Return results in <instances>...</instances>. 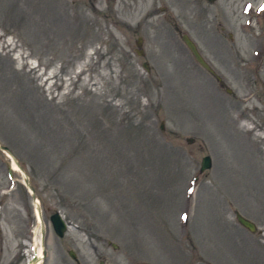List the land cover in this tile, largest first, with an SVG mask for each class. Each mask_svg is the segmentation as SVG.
<instances>
[{
	"label": "rangeland",
	"instance_id": "rangeland-1",
	"mask_svg": "<svg viewBox=\"0 0 264 264\" xmlns=\"http://www.w3.org/2000/svg\"><path fill=\"white\" fill-rule=\"evenodd\" d=\"M263 3L0 0V145L43 264H264ZM13 165L0 264H28Z\"/></svg>",
	"mask_w": 264,
	"mask_h": 264
},
{
	"label": "water",
	"instance_id": "water-1",
	"mask_svg": "<svg viewBox=\"0 0 264 264\" xmlns=\"http://www.w3.org/2000/svg\"><path fill=\"white\" fill-rule=\"evenodd\" d=\"M209 3H214L218 0H207ZM183 41L186 44V46L189 48V50L191 51V53L193 54V56L195 57L196 61L205 69L207 70L209 73L216 75L215 72L213 71V69L209 66V64L205 61V59L203 58V56L201 55V53L199 52L196 44L188 37V36H183ZM145 67L147 68V66L145 65ZM164 126L161 127L162 130H164L163 128ZM191 141V140H190ZM0 151L3 153H6L13 161V166H16L18 168V170L20 171V173H24L22 174L24 177V184L25 187L28 189L29 193L31 194L32 200L34 202V204H38L39 205V200L36 194V190L33 187V185L31 184V180L29 178V176L26 174V172L23 171L22 166L20 165L19 161L17 160V158L14 156V154L12 153V151L5 147V146H1L0 145ZM211 164H212V160L211 157L207 156L203 159V163H202V168H201V172H204L208 169L211 168ZM16 168L14 167H10L9 168V175L11 178H13V170H15ZM39 214L40 217L43 216L42 215V210H39ZM237 219L238 222L246 229H248L251 232H256L257 227L255 226L254 223L250 222L249 220H247L246 218H244L241 215H237ZM44 221V220H43ZM50 221L52 223L53 229L56 233V235L59 238H63L65 237V234L68 230V225L65 222V220L63 219V217L61 216V214L56 213L54 215L51 216ZM41 237H42V243L44 246V259L47 256V250L45 247V241H46V226L45 223L41 224ZM71 257L77 261L76 255L74 254V252H70ZM37 261V257L33 258L32 262ZM150 264V263H148Z\"/></svg>",
	"mask_w": 264,
	"mask_h": 264
},
{
	"label": "bare ground",
	"instance_id": "bare-ground-1",
	"mask_svg": "<svg viewBox=\"0 0 264 264\" xmlns=\"http://www.w3.org/2000/svg\"><path fill=\"white\" fill-rule=\"evenodd\" d=\"M15 165V164H14ZM16 169V171H19L18 168L16 166H14ZM20 172V171H19ZM21 174H24V173H21ZM33 206H34V216H35V219H36V223L38 225V228L40 229L41 228V224H44L45 222L43 221V216L40 217V214H39V210L41 209V204L39 203L38 204H34L33 203ZM39 229L37 231L34 232L35 234V242L33 244V255L29 256V261H28V264H43L44 263V246H43V243H42V237L39 233ZM37 257V261L35 262H32L33 258Z\"/></svg>",
	"mask_w": 264,
	"mask_h": 264
},
{
	"label": "snow or ice",
	"instance_id": "snow-or-ice-1",
	"mask_svg": "<svg viewBox=\"0 0 264 264\" xmlns=\"http://www.w3.org/2000/svg\"><path fill=\"white\" fill-rule=\"evenodd\" d=\"M261 10L264 11V8H262Z\"/></svg>",
	"mask_w": 264,
	"mask_h": 264
}]
</instances>
